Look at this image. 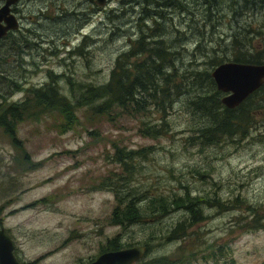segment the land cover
<instances>
[{
  "label": "rangeland",
  "instance_id": "rangeland-1",
  "mask_svg": "<svg viewBox=\"0 0 264 264\" xmlns=\"http://www.w3.org/2000/svg\"><path fill=\"white\" fill-rule=\"evenodd\" d=\"M179 1L187 5L179 12L168 6L173 0H108L103 7L95 0L14 4L20 27L0 43V112L24 103L50 80L71 101L68 80L76 85L73 93L108 85L115 61L135 45L140 28L154 30L172 48L179 72L190 71L174 82L179 96L170 102L144 99L135 111L113 109L103 117L77 107V123L66 132L55 115L30 120L24 115L28 107L13 126L16 141L0 127V227L11 238L17 263L91 264L141 243L149 253L140 264H181V246L166 240L206 239L192 264H264V108H253L259 125L240 141L223 137L206 145L200 129L209 120L189 100L216 90L205 81L191 84L195 72L211 76V61L232 60L239 50L264 52V2L221 0L208 16L206 3ZM142 8H149L152 19L137 20ZM132 61L123 57L120 65ZM147 128L156 136H145ZM125 153H132L131 166L112 161L127 159ZM29 161L42 164L30 169ZM156 185L197 198L200 219H192L193 202L179 201L159 218L151 215L152 207L139 197ZM115 187L127 200L121 194L123 202L117 200ZM128 201L136 204L138 218L124 225L114 210L124 212ZM173 230L183 231L182 237L159 238Z\"/></svg>",
  "mask_w": 264,
  "mask_h": 264
},
{
  "label": "trees",
  "instance_id": "trees-1",
  "mask_svg": "<svg viewBox=\"0 0 264 264\" xmlns=\"http://www.w3.org/2000/svg\"><path fill=\"white\" fill-rule=\"evenodd\" d=\"M200 1L210 6L209 8H205L207 15L214 16L213 8H217L221 0ZM243 2L245 4L247 3L246 0H243ZM231 5L232 1L226 4L229 8ZM233 5L237 6L238 4L236 2L233 3ZM168 6L175 8L174 10H177V12L183 10V7H187V5L182 4L179 0H173V4ZM189 13L192 17L196 15L193 11H189ZM151 17L149 8H142L137 20L139 22L142 20L147 21L152 19ZM144 30L145 31L140 28V35L136 34L139 36V39L134 43L135 45L132 46L130 50L123 52L118 56L115 61L114 68L110 73V83L108 85L101 87H81L80 91L73 93V88L76 85L68 80L66 85L69 87V93L73 99V101H71L66 98L65 95L60 94L58 90L54 89L51 84L56 83L55 81L50 80V82L46 84L43 89L36 91L34 95H31L30 99H27L24 103L4 107V109L0 112V126L2 129L8 132L11 136H14L13 126L22 120L23 114L26 112L25 109H29L28 107H30L29 114L24 115H26V117L30 120L38 121L42 116L55 115L60 118V132H66L77 123V107H89L91 110H95L96 117H103L106 116V113H109L113 109H120L124 112L135 111L136 108L140 107V102L144 99L150 100L157 105L158 103L162 104L165 100L170 102L171 98L178 97L179 94L174 82L179 81V77H183L190 71L179 72L172 60V57L175 56V52H173L172 48L167 47V45L162 41H158L157 38H159V36L154 32V30L145 28ZM14 38H16V42L19 46L22 42H19L17 37ZM147 39L153 40L146 41ZM140 53H142V56L145 55L146 58L136 59V56ZM123 57L133 58L135 61L126 64L124 62L122 63L124 65L121 66L120 59ZM224 62L262 64V62H264V52H246L239 50L233 54L232 60L217 58L210 63L216 67ZM131 74H134L133 77ZM198 81L208 82L213 87V90L215 88V84L210 76V73L202 72L199 74L198 72H195L191 84L194 86ZM193 91L194 90H191L190 92L193 93ZM33 92L34 91H30L29 93ZM75 94H77L76 97ZM221 96L222 94L215 90L212 96L196 95L189 98L190 103L198 107L194 110V112L198 113V115L199 112H201L202 117L205 120H209L205 122V125L200 129L203 144H216L223 137L235 136L236 140L240 141L247 132L254 130L259 125L256 120H253L254 115L252 114V110L253 108H264V84L257 91L249 95L247 99L234 110H227L222 106ZM39 105H44L47 108H53L56 111L42 110ZM242 112L245 113V121L243 119V115L242 119L238 115ZM89 119L91 118L89 117ZM248 120L249 122H247ZM243 123L245 124L244 129ZM143 132L144 135L148 137L156 136V131L154 129L147 128ZM14 141L16 140L14 139ZM131 155L132 153H125L124 156L127 157V159H122L121 161L113 159L112 161L116 164L122 163L131 166ZM28 164L30 165V169H33L35 167L39 168L42 162L33 164L29 161ZM130 172L125 173V176ZM171 178H173L178 185V180L172 176ZM131 180L132 177L128 178L123 185H128ZM115 190V196L118 201L121 203L123 202L118 198L119 194H121V197L124 200H127L125 191L122 188L115 187ZM140 195L141 196L139 198L145 201L144 206L150 205L152 207L149 208L150 214L155 215L157 213L158 218L162 217L161 214L164 212L165 208L168 210L175 209V204L177 205L180 201L193 202L195 209L192 211L194 215L192 219L195 221L200 219L197 204L198 199L190 197L186 190L182 195H180L168 185H163L162 187L156 185V188H151V194H148L147 191H142L140 192ZM143 195L151 196L145 199ZM215 201L217 202V200ZM203 202H208V199L206 198ZM135 206L136 204L134 202L128 201L125 203L124 212H120L115 209L114 214L119 217V219H116V222H120L124 225L136 223L138 217L136 215ZM192 224L193 222L188 223L186 228L190 227ZM178 232V230H173L170 233V237L164 233L160 235L159 238L165 240L175 239L177 237L181 238L183 231L179 234ZM30 264L36 263L33 262Z\"/></svg>",
  "mask_w": 264,
  "mask_h": 264
},
{
  "label": "water",
  "instance_id": "water-1",
  "mask_svg": "<svg viewBox=\"0 0 264 264\" xmlns=\"http://www.w3.org/2000/svg\"><path fill=\"white\" fill-rule=\"evenodd\" d=\"M97 3L102 4L103 1L98 2L97 0ZM6 8L7 3L4 7L0 8V16ZM10 19L12 21V25H0V37L3 36L6 31L16 28L13 18L10 17ZM252 77H256V80L253 83H250L249 80ZM213 78L216 83L217 89L223 92L231 93L229 96L222 99V103L227 108H233L264 82V65H221V68L216 71ZM240 91L242 92L240 93ZM1 233L4 239H8L2 231ZM142 247L143 248H132L115 253H106L99 256L96 261L91 264H134L146 253V248L144 246ZM144 248L145 253L143 254V256H141L144 252ZM10 249L11 246L9 244V241L7 240L6 246L4 248L0 247V264H5L6 261L11 257Z\"/></svg>",
  "mask_w": 264,
  "mask_h": 264
},
{
  "label": "bare ground",
  "instance_id": "bare-ground-1",
  "mask_svg": "<svg viewBox=\"0 0 264 264\" xmlns=\"http://www.w3.org/2000/svg\"><path fill=\"white\" fill-rule=\"evenodd\" d=\"M100 1H103V3L102 4H98L97 3V0H95V3H96V5L98 6V7H103V6H105L106 5V3H107V1L108 0H98V2H100ZM17 2V0H5V2H4V4H3V6L2 7H4L5 6V4L7 3V8L5 9V11H3L2 13H1V19H0V25L1 26H6V25H12V21H11V19H10V17L11 18H13V21L15 22V25H16V28H14V29H12V30H8V31H6L5 32V34L3 35V36H1L0 37V40H2V41H4V40H6V39H8V37H9V35H10V33H13V32H15V31H18V29H19V22H18V20H17V17L15 16V15H13L11 12H10V7H13L14 6V4ZM145 2V1H144ZM12 5V6H11ZM214 6V5H213ZM209 10V9H208ZM212 12V11H211ZM5 15H7V19L5 18ZM1 20H4V22H3V24H1ZM9 35H8V34ZM8 35V37L5 39V35ZM13 37V36H12ZM11 37V38H12ZM1 41V42H2ZM226 64H236V65H249V66H260V65H264V64H240V63H234V62H224V63H222V64H220V65H218V66H216L215 67V69H213V71H212V73H211V78L213 79V81H214V74L216 73V71H218L220 68H221V65H226ZM256 80V77H252L250 80H249V82L250 83H253L254 81ZM214 84H215V89H216V91L217 92H219V93H221L222 94V97H221V103H222V99L223 98H225V97H227V96H229L231 93L230 92H223V91H221V90H219V89H217V86H216V83H215V81H214ZM264 84V82L256 89V90H254L253 92H255V91H257L262 85ZM242 91H240V93H241ZM252 92V93H253ZM252 93H250L249 95H251ZM248 95V96H249ZM247 96V97H248ZM247 97L245 98V99H243L238 105H236V106H234L233 108H227V107H225V105L222 103V106L225 108V109H227V110H234V109H236L242 102H244L246 99H247ZM243 119H244V121H245V114L243 115ZM231 126V125H230ZM1 127V126H0ZM240 127V126H239ZM2 128V127H1ZM225 128V127H224ZM230 128V127H229ZM4 130V129H3ZM12 137V139L14 140V138H15V136H11ZM131 222V221H130ZM1 231L4 233V235H6V237L8 238V239H4V237H3V235H2V233H1ZM10 236L5 232V230L2 228V227H0V247H2V248H4L5 246H6V243H7V240L9 241V244H10V246H11V249H10V258L6 261V263L5 264H20L19 262L17 263L16 261H15V259L13 258V256H12V250H13V246H12V243H11V241H10ZM136 248H143L142 246H139V247H136ZM132 249V248H131ZM127 250V249H126ZM120 251H123V250H120ZM120 251H117V252H120ZM113 253H115V252H113ZM145 253V248H144V252L142 253V255L141 256H143V254ZM140 256V257H141ZM139 257V258H140ZM138 259V258H137ZM137 259H135V260H137Z\"/></svg>",
  "mask_w": 264,
  "mask_h": 264
},
{
  "label": "flooded vegetation",
  "instance_id": "flooded-vegetation-1",
  "mask_svg": "<svg viewBox=\"0 0 264 264\" xmlns=\"http://www.w3.org/2000/svg\"><path fill=\"white\" fill-rule=\"evenodd\" d=\"M3 1L5 2V0H3ZM263 2H264V0H263ZM3 4L0 5V8L3 6ZM10 12L16 16V14L14 13L13 7H10ZM5 18L7 19V15H5ZM3 22H4V20H1V24H3ZM7 34L5 35L6 36L5 39L9 35V34L8 35ZM11 35H12V33H10V36ZM1 41L2 40H0V43H1ZM2 49H0V52ZM252 210L253 209L251 207H249V211H252ZM262 220L264 222V210H263ZM205 240L206 239H175V240H169V242L172 244L178 243L181 246V248H182L181 249V255H182L181 264H192L193 258L198 256L200 254L198 252H201L203 250V248L205 246ZM138 244L141 245V243H138ZM216 262H217V260H216ZM172 264H175V262H172Z\"/></svg>",
  "mask_w": 264,
  "mask_h": 264
}]
</instances>
